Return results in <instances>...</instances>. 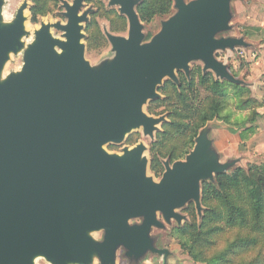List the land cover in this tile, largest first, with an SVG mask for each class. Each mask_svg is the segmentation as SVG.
Instances as JSON below:
<instances>
[{
  "label": "water",
  "instance_id": "water-1",
  "mask_svg": "<svg viewBox=\"0 0 264 264\" xmlns=\"http://www.w3.org/2000/svg\"><path fill=\"white\" fill-rule=\"evenodd\" d=\"M85 0L63 1L66 24H42L25 52L22 72L0 82V264H116L122 249L130 264L148 254L167 260L154 229L176 222L194 203L201 216L203 183L228 174L205 129L185 160L164 163L160 180L149 177L148 147L109 153L142 129L154 139L167 122L145 107L161 99L165 80L191 64L240 84L217 54L248 45L220 37L233 30L235 0H174L176 13L146 41L137 0H110L129 22L128 37L107 35L115 52L96 72L87 61ZM4 0H0V18ZM26 7L13 24H0V75L10 55L24 49ZM52 29L63 33L55 38ZM103 232L97 242L91 234Z\"/></svg>",
  "mask_w": 264,
  "mask_h": 264
},
{
  "label": "rangeland",
  "instance_id": "rangeland-1",
  "mask_svg": "<svg viewBox=\"0 0 264 264\" xmlns=\"http://www.w3.org/2000/svg\"><path fill=\"white\" fill-rule=\"evenodd\" d=\"M47 7L40 8L37 6V0H4L3 7L1 10V18L0 24L2 27L9 26L14 23L16 17L18 15L19 10L23 7H26V17L28 28L27 34L22 39L24 44V49L20 50L18 53H13L10 55L9 61L4 66L1 75H0V82L4 83L7 81L11 76L16 75L22 72L24 67V56L26 49L35 42L36 40V31H38L42 24L50 23H62L66 24L67 19L63 16L65 9L63 7V1H67L72 3L74 0H46ZM138 5L136 6V11L141 19L139 14V8L143 5L145 0H137ZM155 1V0H153ZM172 1L171 11L165 15H158L155 16L151 21L142 20L141 22L145 28V35L146 39L151 40L157 33L160 32L162 28V23L172 17L175 13V1ZM190 2L192 0H186ZM110 0H85L84 6L81 12H89V22L85 26V45H86V54L85 57L93 69L98 72L102 69L103 65L108 62L111 63L115 58V52L113 51L108 39L107 35H116L122 37H128L129 31V24L126 16H123L120 12V6H112ZM158 6L160 3H157ZM157 6V5H156ZM157 6V7H158ZM38 9V16L35 18L34 9ZM234 12V10H233ZM120 17L125 19L127 22V28L125 30L116 31L114 27L117 26V22H119ZM248 17L245 18V20ZM239 14H234V18L232 20V27L233 30L222 34L220 37H237L243 38L245 32L243 30V26L241 25ZM33 29V30H32ZM100 32V34L105 38L106 44H100L98 41L93 39L94 32ZM51 33L55 38L63 39V33L57 30L52 29ZM246 35V34H245ZM252 39V38H251ZM253 40H257V35L253 37ZM219 60L223 61L226 65H228L229 70L232 75L240 82V84L231 83L226 80H222L217 78L213 72L204 71V65L202 62H194L191 64V72L197 69H200L202 74L205 75L207 73H211L213 76L214 81H218L220 83H230L234 86L241 87L246 89V92L242 93V97H237V90L234 88H229V101L225 112L222 114L223 119L219 120V118H215L213 121L207 123L205 127H203L199 133L205 129L210 130V138L213 139L215 143L216 150L220 153L221 161L223 163L229 162L232 160H238V164L235 168L232 169L234 172L237 168H244L247 170L251 165L263 164L264 158L259 159L257 156V148L256 145L248 148V142L253 139L255 135L250 136V138L243 142L240 138V131L243 130L245 127H250L251 124L247 122L254 116V111H257L256 108V92L251 88H248L247 84V75L250 71V63L248 62L247 52L245 53L242 48H237L235 51H225L219 52L217 54ZM253 58H250V61H253ZM253 63V62H251ZM184 72H178V79L180 75ZM169 79L165 80L164 84L168 83ZM200 83V79L197 77L196 85ZM161 87V88H162ZM230 86H227V89ZM200 91V99L204 100L208 95L209 92L204 90L202 87H199ZM161 95V99L159 101H165L167 99V94H164L162 91L159 90ZM252 98L254 103L250 109L246 110H239L237 108V103L242 100ZM244 100V101H245ZM158 101V100H156ZM156 101L150 102L145 107V112L152 116V117H161L166 116L167 122H165L161 127L160 131L155 135L154 139L150 137H146L142 129L133 131L130 135L127 136L124 143L120 145L116 144H108L105 146V150L109 153L114 154H123L125 148H133L139 143H145L146 146L149 148L147 154H145L146 158L151 162L149 167V177H152L154 180H160L165 172L164 163L169 161L171 164L174 163L177 158H180L182 161L185 160L189 153L192 151L190 148L185 149L183 144V137L182 136H174L173 138L167 140L163 143V146L158 149L157 152H152V147L158 143L159 141V134L164 132V125L170 123L169 115L171 110L169 106L165 103L158 104ZM257 125V121L255 123ZM257 127V126H256ZM231 129L238 130L237 134H233L230 132ZM199 134V135H200ZM178 146V155L183 154L181 157H176L175 159L171 158L172 149ZM245 147L247 150H245ZM194 149V148H193ZM250 149V154H248V150ZM165 153L163 156L160 151ZM155 155V156H154ZM155 157L157 161L160 163V175H157L153 172L152 167L155 161ZM174 160V161H172ZM176 162V161H175ZM192 204V203H191ZM189 204L181 213L187 217V220L183 225H178L176 222H173L171 225H167L165 229H154L152 236L157 239V246L160 249H167L169 251V256L167 260L164 257L148 254L144 261L140 264H195L192 260L191 256L184 252L179 244L178 240L172 236L173 230L178 227H184L186 224H191V216L188 214L187 210L190 207ZM194 205V204H193ZM195 206V205H194ZM200 217V216H199ZM93 239L97 242L102 241L104 233L103 232H93L91 234ZM235 238V235L232 233H226L223 235L219 246L213 251L212 253L218 252L223 250L228 241ZM125 252L120 249L118 251L117 262L116 264H130L128 259L125 257ZM255 253L248 255L247 260H252L254 258ZM39 260V262H38ZM36 264H50L45 258L37 259ZM93 264H101L100 259L96 255L93 260ZM238 264V262H236Z\"/></svg>",
  "mask_w": 264,
  "mask_h": 264
},
{
  "label": "trees",
  "instance_id": "trees-1",
  "mask_svg": "<svg viewBox=\"0 0 264 264\" xmlns=\"http://www.w3.org/2000/svg\"><path fill=\"white\" fill-rule=\"evenodd\" d=\"M37 4L40 8L47 7L46 0H37ZM171 7V0H145L138 12L142 20L151 21L155 16L168 14ZM37 11L35 8V18ZM126 28V20L120 17L114 29L123 31ZM93 39L100 44L107 43L100 32L95 31ZM197 77L200 83L196 85ZM227 86L230 87L227 89ZM199 87L209 92L204 100L199 98ZM229 88L237 90V97L246 92V89L230 83L216 82L211 73L203 75L200 69L192 71L189 77L181 74L178 83H166L160 91L167 94V99L156 102L169 106L170 123L164 125V132L159 134V141L152 147V152H157L164 142L174 136H182L184 148L193 150L199 131L215 118L223 119L222 114L229 101ZM244 100L237 103L239 110H248L255 102L252 98ZM255 106L258 107L257 100ZM258 116L255 110L254 116L247 122L251 126L240 131L243 142L257 133L255 123ZM230 132L237 134L238 130L231 129ZM178 150V146L171 150L172 159L183 155H178ZM160 153L165 156L162 150ZM159 168L160 163L155 157L152 170L157 175H160ZM193 204L187 210L192 223L174 229L172 236L195 264H264V163L251 165L247 170L237 168L232 173L217 175L214 182L203 183V211L200 217ZM226 233L234 234L235 238L228 241L223 250L212 253ZM253 253L254 258L247 260V256Z\"/></svg>",
  "mask_w": 264,
  "mask_h": 264
},
{
  "label": "crops",
  "instance_id": "crops-1",
  "mask_svg": "<svg viewBox=\"0 0 264 264\" xmlns=\"http://www.w3.org/2000/svg\"><path fill=\"white\" fill-rule=\"evenodd\" d=\"M233 8L234 14H239L242 19L240 23L246 34L242 37L248 45L243 48L251 64L246 82L248 88L252 87L256 92L258 102L257 134L248 142V148L256 145L257 156L261 159L264 158V0H235ZM246 17L248 18L245 20ZM255 35H257L256 41L253 40ZM253 57L255 59L250 61Z\"/></svg>",
  "mask_w": 264,
  "mask_h": 264
},
{
  "label": "bare ground",
  "instance_id": "bare-ground-1",
  "mask_svg": "<svg viewBox=\"0 0 264 264\" xmlns=\"http://www.w3.org/2000/svg\"><path fill=\"white\" fill-rule=\"evenodd\" d=\"M26 14H29V13H26ZM25 28H28V23H27V22H26V24H25ZM29 28H30V27H29ZM29 28H28V29H29ZM32 30H33V29H32ZM37 259H40V258L36 257V258L34 259V262H36ZM38 262H39V260H38ZM35 264H36V263H35Z\"/></svg>",
  "mask_w": 264,
  "mask_h": 264
},
{
  "label": "flooded vegetation",
  "instance_id": "flooded-vegetation-1",
  "mask_svg": "<svg viewBox=\"0 0 264 264\" xmlns=\"http://www.w3.org/2000/svg\"><path fill=\"white\" fill-rule=\"evenodd\" d=\"M128 24H129V22H128Z\"/></svg>",
  "mask_w": 264,
  "mask_h": 264
}]
</instances>
